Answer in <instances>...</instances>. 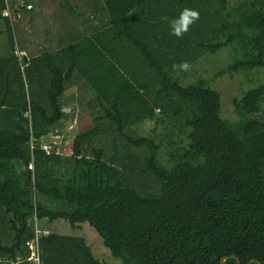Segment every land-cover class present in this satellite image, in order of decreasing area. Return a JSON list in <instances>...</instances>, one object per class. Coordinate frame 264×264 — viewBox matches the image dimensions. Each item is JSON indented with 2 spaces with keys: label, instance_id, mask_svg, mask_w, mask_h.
<instances>
[{
  "label": "trees",
  "instance_id": "obj_1",
  "mask_svg": "<svg viewBox=\"0 0 264 264\" xmlns=\"http://www.w3.org/2000/svg\"><path fill=\"white\" fill-rule=\"evenodd\" d=\"M99 1L105 25L25 61L0 0V264H109L85 237L39 228L46 218L88 222L122 264H264V82L229 120L208 79L183 84L172 67L232 46L220 74L264 71V0ZM184 9L199 18L177 38ZM79 85L92 127L66 155L48 135L73 119L64 97ZM148 120L164 132L134 128Z\"/></svg>",
  "mask_w": 264,
  "mask_h": 264
},
{
  "label": "rangeland",
  "instance_id": "obj_2",
  "mask_svg": "<svg viewBox=\"0 0 264 264\" xmlns=\"http://www.w3.org/2000/svg\"><path fill=\"white\" fill-rule=\"evenodd\" d=\"M12 12L11 21L14 31V39L18 54L25 59L26 55H40L49 51L50 45L47 44L46 37L50 27L54 26V20L59 19L57 24L59 30H65V24L75 15L70 13L69 17L64 18L65 3L61 0H9ZM23 2V3H22ZM70 6L69 0H66ZM78 3L80 10H92V0H71ZM15 8H14V7ZM30 6V7H29ZM10 11L5 12V14ZM52 13V14H50ZM80 17L78 16V23ZM5 20L0 18V56L10 54L9 32L6 29ZM57 31L50 32V37L55 36ZM65 37V36H64ZM58 42V41H57ZM67 45V44H65ZM55 46V45H54ZM239 57L232 46H227L215 54L205 55L193 64L187 71L176 73L177 81L187 84L199 77H204L210 81L212 88L218 90L222 96L223 116L229 120H237L238 115L235 113L233 99L242 97L246 91L256 87L259 83L264 82V71L237 72L234 74H220L219 71L226 67L231 61ZM69 89L65 94L64 109L73 112V119L66 123L59 122L49 133L50 143L56 147V151L63 154H71L73 141L78 133L84 132L92 127L90 111L87 106V97L90 93L85 86L76 91ZM255 118L260 115H254ZM155 120H148L136 125L134 128L142 134L156 135L158 132H164L162 126H158L156 131ZM54 147V148H55ZM167 155L163 150L161 158ZM41 198L40 194L37 195ZM39 228L57 231L66 235L85 237L91 246L94 255L109 264H122L120 258L112 255L110 249L104 244L103 238L98 231L88 222L80 223L74 228L66 219L50 220L48 218L39 221Z\"/></svg>",
  "mask_w": 264,
  "mask_h": 264
},
{
  "label": "crops",
  "instance_id": "obj_3",
  "mask_svg": "<svg viewBox=\"0 0 264 264\" xmlns=\"http://www.w3.org/2000/svg\"><path fill=\"white\" fill-rule=\"evenodd\" d=\"M62 2L65 3V9L63 14L64 18L65 16L69 17L70 13L73 14L75 12V15L73 16V18H71V21L68 20L66 22L65 30L63 31L59 30L57 27V24L60 23L59 19L58 18L56 19L58 20L57 22H55L54 20V26L48 29L47 37H46L47 44L50 45L48 49L49 51H53L65 44L68 45L71 42L78 41L81 38L92 34L98 27H102V25L103 24L105 25V23L108 21L107 20L108 17L106 13L101 9L103 3L99 0H92V10H87L84 8L83 10H80V8H78V3L77 2L71 3V0H69L70 6L67 5L66 0H61V3ZM78 16L80 17L79 23H78ZM55 31H57L55 36L50 37L49 36L50 32H55ZM31 57L33 56L26 55L25 61H27ZM81 86L80 85L75 86L71 89L75 91L77 97H79L80 94H78L76 91H78L81 88Z\"/></svg>",
  "mask_w": 264,
  "mask_h": 264
},
{
  "label": "clouds",
  "instance_id": "obj_4",
  "mask_svg": "<svg viewBox=\"0 0 264 264\" xmlns=\"http://www.w3.org/2000/svg\"><path fill=\"white\" fill-rule=\"evenodd\" d=\"M199 18L196 10L184 9L180 14L169 22L170 33L177 38L188 31V26ZM173 69L179 68L181 71H187L190 65L187 62H181L179 65L173 64Z\"/></svg>",
  "mask_w": 264,
  "mask_h": 264
},
{
  "label": "built area",
  "instance_id": "obj_5",
  "mask_svg": "<svg viewBox=\"0 0 264 264\" xmlns=\"http://www.w3.org/2000/svg\"><path fill=\"white\" fill-rule=\"evenodd\" d=\"M52 148V146L50 145H44V149L47 150V152H50V149ZM30 168H33V165L30 166ZM45 233H48V231H45ZM36 238V237H35ZM29 245L32 247L33 249V253L31 256V259L33 260H37L38 259V250H37V238L34 241H31L29 243Z\"/></svg>",
  "mask_w": 264,
  "mask_h": 264
},
{
  "label": "water",
  "instance_id": "obj_6",
  "mask_svg": "<svg viewBox=\"0 0 264 264\" xmlns=\"http://www.w3.org/2000/svg\"><path fill=\"white\" fill-rule=\"evenodd\" d=\"M230 257H233V258H237L236 256H230ZM227 258H229V257H223L222 258V260H221V264H225V261L227 260ZM238 259V264H241V260L239 259V258H237ZM254 262H257L258 264H261L259 261H257V260H251L250 262H249V264H252V263H254Z\"/></svg>",
  "mask_w": 264,
  "mask_h": 264
}]
</instances>
